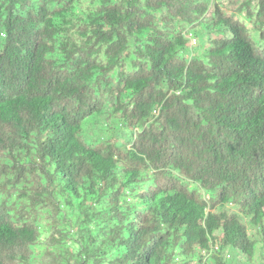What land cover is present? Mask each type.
<instances>
[{
  "label": "trees",
  "instance_id": "16d2710c",
  "mask_svg": "<svg viewBox=\"0 0 264 264\" xmlns=\"http://www.w3.org/2000/svg\"><path fill=\"white\" fill-rule=\"evenodd\" d=\"M228 254L264 264V0H0V264Z\"/></svg>",
  "mask_w": 264,
  "mask_h": 264
},
{
  "label": "rangeland",
  "instance_id": "374dc122",
  "mask_svg": "<svg viewBox=\"0 0 264 264\" xmlns=\"http://www.w3.org/2000/svg\"><path fill=\"white\" fill-rule=\"evenodd\" d=\"M195 40V39H194ZM197 41V40H196ZM195 41V43H196ZM194 43V42H193ZM110 124V123H109ZM111 125V124H110ZM225 254V253H224ZM227 260H231V264H242L243 262L239 259L237 255L228 254L224 255ZM228 256V257H227Z\"/></svg>",
  "mask_w": 264,
  "mask_h": 264
},
{
  "label": "clouds",
  "instance_id": "9594fccd",
  "mask_svg": "<svg viewBox=\"0 0 264 264\" xmlns=\"http://www.w3.org/2000/svg\"><path fill=\"white\" fill-rule=\"evenodd\" d=\"M195 38H191L190 40H191V43L192 44H194L195 43V40H194ZM194 42V43H193ZM228 257V256H227Z\"/></svg>",
  "mask_w": 264,
  "mask_h": 264
}]
</instances>
